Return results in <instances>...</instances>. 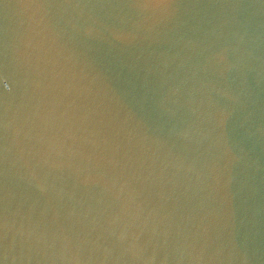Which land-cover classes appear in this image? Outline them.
<instances>
[{
    "label": "water",
    "instance_id": "95a60500",
    "mask_svg": "<svg viewBox=\"0 0 264 264\" xmlns=\"http://www.w3.org/2000/svg\"><path fill=\"white\" fill-rule=\"evenodd\" d=\"M0 264H264V0H0Z\"/></svg>",
    "mask_w": 264,
    "mask_h": 264
}]
</instances>
